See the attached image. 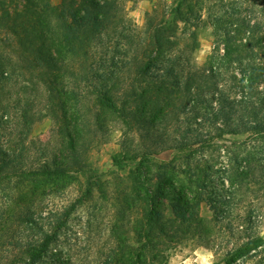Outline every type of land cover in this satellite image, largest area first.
Instances as JSON below:
<instances>
[{
    "label": "trees",
    "instance_id": "1",
    "mask_svg": "<svg viewBox=\"0 0 264 264\" xmlns=\"http://www.w3.org/2000/svg\"><path fill=\"white\" fill-rule=\"evenodd\" d=\"M131 1L0 0V125L15 113L26 132L33 122L30 96L40 86L71 155L59 150L50 163L34 165L32 158L22 160L26 146H0V187L15 189L25 183L0 209V264H151L171 234L196 219V196L191 192V199H183L171 190L185 206L177 202L172 217L151 205L146 223L130 228L125 216L127 233L145 238L136 249L119 239L112 226V241L104 246L99 247L95 236L77 241L81 231L74 229V215L86 199L82 202L79 196L58 206L52 198L59 187H39L35 177L66 176L68 159L79 160L78 149L85 148V138L93 133L90 117L80 112L86 96L126 126L116 164H132L130 195L145 204L146 194L163 195L150 185L153 177L166 178L161 169L151 170L147 141L157 138L153 149L171 139L162 131L155 137L149 128L173 122L177 138L171 140L178 152L206 148L225 134L264 139V0H176L171 19L153 9L141 27L128 16ZM203 12L213 45L207 61L198 66L182 48V38L195 43ZM11 84L19 90L10 91L16 101L9 108L6 101L12 97L5 92ZM101 113L94 117L96 130L103 127ZM135 126L142 131L138 145L128 137ZM242 161L247 168L237 177L256 179L253 157L247 154Z\"/></svg>",
    "mask_w": 264,
    "mask_h": 264
},
{
    "label": "rangeland",
    "instance_id": "2",
    "mask_svg": "<svg viewBox=\"0 0 264 264\" xmlns=\"http://www.w3.org/2000/svg\"><path fill=\"white\" fill-rule=\"evenodd\" d=\"M52 1L55 4L59 2ZM175 1L132 0L126 7L132 22L141 27L147 14L153 9L163 10L166 19H171L170 9ZM207 16L203 12L205 20L195 30V43L182 38V48H187L186 53L191 62L198 66L207 61L213 45L212 28L208 25ZM178 25L183 26L182 23ZM7 88L5 94L9 93L12 97L6 101L10 108L16 101L10 91L13 93L19 87L11 84ZM39 88L38 93L35 90L30 96L33 122L26 132V126L15 113L8 118L4 117V122L0 125V146H26L22 160L32 158L34 165L44 161L50 163L52 155L59 150L66 157H71L64 146L68 139L58 133L57 115L48 108L47 92L44 88ZM82 91L84 92L83 88ZM86 97L82 99L83 108L80 112L90 117L93 133L85 138V148L78 149L79 160L68 159L66 176L35 177L39 187H59L52 198L53 203L58 206H66L79 196L82 202L86 199L74 215L73 223L77 226L74 229L81 231L76 236L78 242L89 241L95 236L99 240V247L104 246L112 241L109 236L112 226L119 230V239L127 241L136 249L145 238L140 240L127 233L126 221L128 220L130 228L143 225L151 205H157L165 217H172L177 202L182 201L174 194H169L171 190H176L179 194L182 193L183 199H191L188 197L191 192L196 196L198 202L193 209L197 217L183 222L180 233L171 234L173 238L166 240L160 258L151 264H264V177H260L264 170V139L260 142L250 141L251 136L247 133L225 134L220 138L215 137L206 148L195 146L192 151L178 152L173 148L175 144L171 140L177 138L173 122L159 126L157 130L149 128L155 137L157 132L162 131L165 133L164 138L171 139L153 149L151 146L159 142L157 138L147 141V147L153 154L151 170L161 169L160 172L165 173L166 178L161 180L153 177L150 185L155 192L163 191V195L153 197L146 194L148 203L145 204L130 195L129 175L134 169L132 164H116L123 153L121 143L126 126L113 113L104 111L93 97ZM98 112H102V117L105 116L100 130L94 129V117ZM141 133L139 127L135 126L128 134L134 145L138 143ZM247 154L253 157L251 165L257 178L241 180L237 173L246 170L247 165L242 158ZM187 165L196 167V170L188 171ZM17 181L23 183L22 180ZM23 184L19 187L17 185L18 190L0 187V209L4 208L10 196H16ZM140 192L143 193L144 190ZM125 202L130 206L136 205L130 210ZM183 204L184 202L180 204L182 208L185 207ZM125 216L127 220L124 219ZM254 243L257 246L254 247Z\"/></svg>",
    "mask_w": 264,
    "mask_h": 264
}]
</instances>
